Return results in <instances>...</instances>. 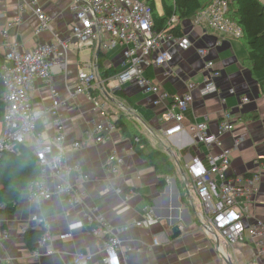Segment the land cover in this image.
Returning <instances> with one entry per match:
<instances>
[{"label":"crops","instance_id":"1","mask_svg":"<svg viewBox=\"0 0 264 264\" xmlns=\"http://www.w3.org/2000/svg\"><path fill=\"white\" fill-rule=\"evenodd\" d=\"M37 1L50 16L49 29L36 32L38 21L33 9L28 7L21 14V22L9 30V39L17 42L22 51L32 50L41 43L66 41V70L54 73L52 82L63 102L60 112L66 159L70 164L82 165L88 178L82 180L73 172L65 176V182L80 194V202L74 205L67 203L62 194H55L49 200L28 202L22 193L13 214L0 213V224L8 231L6 238H0V264H71V257L77 251L90 255L91 264H103V242L89 231L76 229L70 238H58L70 223L97 217H102L108 228L118 234L120 256L127 264H264V252H258L251 244L237 242L230 245L221 237L215 238L204 231L199 219L201 204L191 182L182 174V168L186 157L205 152L193 143L186 131L165 136V124L160 122L162 107L154 106L153 96L146 94L135 82L115 88L112 77L120 70L123 49L116 46L102 50L101 35L91 45L78 47L70 38L71 26L75 22V15L70 10L72 0ZM153 2L161 15V0ZM17 14V0H0L1 25ZM191 20L182 21L184 34L191 41V46L185 49L174 46L169 63L150 65L145 73L162 89L175 95L185 91L188 81L200 86L207 74L206 62L214 63V68L220 73L215 79L220 94L202 97L197 90L193 91V101L184 124L208 114L210 131L215 132L223 108L219 97L226 99L224 107L239 120L235 132L221 137L223 146H232L235 135H243L231 156L228 173L260 174L258 191L250 203V219L264 220V93L246 64V43L243 39L203 26H192ZM2 43L0 37V54L3 57ZM198 49H205V56H200ZM81 69L93 72L98 85L91 91L72 95L79 84L77 74ZM100 70L110 75L101 77ZM229 88L234 93L230 94ZM29 95L35 109L45 110L50 102V87L44 80L36 78ZM241 96L248 97V102L238 107ZM105 115L114 119L120 116L121 120L139 131L140 138H145L150 147L169 150L178 164V181L174 175L168 176L165 186L157 188L158 176L154 168L136 154L134 139L133 142L118 128L107 142L91 141L82 148L71 146L72 141L86 137L93 122H103ZM250 115H255V118H249ZM1 126L0 117V130ZM53 133L52 118L44 113L36 123L35 134H40L47 142ZM34 142V138L28 136L24 145L33 152ZM112 149H116L124 160L115 175L107 173L104 168ZM212 152L216 153L217 149L213 148ZM117 188L122 192L117 193ZM145 205L151 207L156 222L150 227L128 226L123 230V226L143 217ZM32 215L45 219L52 236L46 245L40 247L38 258L29 257L32 250L23 242L22 229H39L31 220ZM174 225L181 232L172 239L171 228Z\"/></svg>","mask_w":264,"mask_h":264},{"label":"built area","instance_id":"2","mask_svg":"<svg viewBox=\"0 0 264 264\" xmlns=\"http://www.w3.org/2000/svg\"><path fill=\"white\" fill-rule=\"evenodd\" d=\"M18 14L0 23V37L3 39V62L1 79L3 94L1 101L3 113L0 130V159L4 152L14 151L20 144H25L28 136L35 140L33 153L39 167L38 177L31 181L23 194L28 202H38L51 199L55 194L64 195L70 205L79 203V192L68 182L65 176L76 173L82 180L88 175L78 163L70 164L66 159L65 135L62 125L60 106L63 102L53 87L52 76L56 72L66 70V41L57 40L38 44L32 50H20L17 42L9 39V30L21 22V14L26 8H32L37 18L36 32L49 29L50 16L46 14L37 0H17ZM70 10L75 15L71 26V39L78 47H87L102 36L101 48L108 50L120 46L123 58L120 70L112 77L115 88L123 84L135 82L141 89L153 96L152 104L162 107L160 122L165 124L163 134L167 137L186 131L193 143L203 149L202 155L186 157L182 174L191 182L202 211L200 223L207 233L215 238L221 237L226 243L247 242L264 252V220L250 219V203L258 191L260 174L244 173L230 175L228 168L233 152L240 145L243 135H235L232 146L224 147L221 137L236 130L238 120L225 106L226 99L219 97L223 108L217 121L215 132L209 128V115L200 119L186 120V112L193 101V91L206 97L220 94L215 83L219 71L212 61H207V70L203 83L198 86L194 82H186V89L181 94H169L149 78L145 69L150 65L162 66L172 60V48L180 46L188 48L191 41L187 35L175 36L172 33L154 29L151 7L144 0H72ZM179 21L172 16L168 24ZM192 26H203L234 38L242 36V29L228 15V4L225 0H213L199 10L191 20ZM200 56H205V49H198ZM36 78L44 80L50 87V102L45 110L35 109L30 101ZM79 84L74 93L91 91L98 85L96 75L91 71L78 70ZM234 93L232 88L228 89ZM248 102V97L241 96L238 107ZM47 113L52 118L54 133L49 141L44 142L40 134H35L38 119ZM115 119L105 115L103 122H93L86 132V137L72 141L73 148L87 147L94 143L107 142L117 129ZM135 142L139 138H134ZM213 148L217 149L213 153ZM123 157L116 149H112L104 164L107 173L115 175L123 164ZM121 193V189H115ZM131 194L132 191H129ZM143 217L132 221L128 226L150 227L156 222L149 205L143 207ZM31 220L42 228L43 232L36 241V248L29 253L30 258L40 256V247L46 245L52 236L44 218L32 215ZM76 229H84L103 242V264H127L120 256L121 240L117 233L111 231L102 217L88 219L86 222H73L67 230L58 235L61 240L68 239ZM26 229H22L24 234ZM8 231L0 224V238H6ZM154 243L157 240L154 239ZM71 264H91V257L84 251H77L71 257Z\"/></svg>","mask_w":264,"mask_h":264},{"label":"trees","instance_id":"3","mask_svg":"<svg viewBox=\"0 0 264 264\" xmlns=\"http://www.w3.org/2000/svg\"><path fill=\"white\" fill-rule=\"evenodd\" d=\"M152 10L154 29L175 36L184 35L182 21L192 19L195 14L210 4L213 0H161L163 13L159 15L155 9L153 0H144ZM228 4V15L240 25L242 36L248 49L246 64L251 73L257 79L260 89L264 93V3L261 0H225ZM172 16H176L179 21L175 24H168ZM3 57L0 54V117L3 113L1 96L3 85L1 79V65ZM101 69V64L98 63ZM101 77L110 74L100 70ZM119 93V91H116ZM249 118H255L250 115ZM115 125L120 131L130 137L139 138L134 142L136 154L148 161L154 168L157 178V188H162L166 184V177L174 175L176 172V160L169 150H159L150 147L145 138H140L139 131L121 120L119 116L115 119ZM178 166V164H177ZM39 174V167L34 153L24 144L17 146L14 151L4 152L0 159V213L13 214L16 211L18 201L29 183L35 180ZM43 229H26L23 234V242L29 250L35 248L37 239L42 234Z\"/></svg>","mask_w":264,"mask_h":264},{"label":"water","instance_id":"4","mask_svg":"<svg viewBox=\"0 0 264 264\" xmlns=\"http://www.w3.org/2000/svg\"><path fill=\"white\" fill-rule=\"evenodd\" d=\"M180 229L177 225H174L172 228H171V238L174 239V238H177L179 235H180Z\"/></svg>","mask_w":264,"mask_h":264},{"label":"rangeland","instance_id":"5","mask_svg":"<svg viewBox=\"0 0 264 264\" xmlns=\"http://www.w3.org/2000/svg\"><path fill=\"white\" fill-rule=\"evenodd\" d=\"M174 176L176 177V179H177V181H178V178H177V174H176V172H174Z\"/></svg>","mask_w":264,"mask_h":264}]
</instances>
